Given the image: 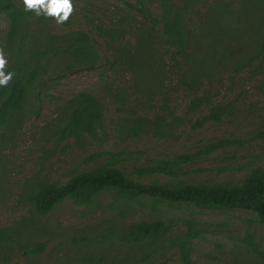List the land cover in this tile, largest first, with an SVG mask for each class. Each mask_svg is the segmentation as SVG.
<instances>
[{
    "label": "trees",
    "instance_id": "1",
    "mask_svg": "<svg viewBox=\"0 0 264 264\" xmlns=\"http://www.w3.org/2000/svg\"><path fill=\"white\" fill-rule=\"evenodd\" d=\"M18 1L0 0V12L8 21L1 48L8 60L6 69L14 73L0 88V192L8 185L12 164L8 152L23 124L39 116L42 98L51 103L61 100L47 91L50 80L97 67L104 58L122 68L130 82L115 86L104 80L106 95L120 113L109 120L115 144L87 153L84 164L69 168L64 181L47 178L42 173L47 160L42 159L60 143L72 140L82 146L86 137L106 136L103 103L85 89L76 91L41 126L39 166L33 177L23 180L18 193L24 213L0 226V264L15 258L37 264L49 243L66 249L54 264H195L193 242L204 238L196 213L240 209L264 224L263 165L253 162L235 178L196 176L202 171L194 167L198 163L246 143L232 132L160 157L126 146L142 136L179 135L184 119L169 105L170 93H184V114L200 116L188 121L195 129L233 115L234 104L219 99L224 77L232 86L243 73L264 88V0H254V24L233 7L239 0H157L156 14L148 7L153 0H121L125 4L121 19L106 29L97 27V36L112 48L110 57L99 53L96 39L85 30L50 34L45 16L25 12ZM127 35L134 38L131 46L126 44ZM149 78L153 84L145 82ZM250 141L264 143V127ZM64 202L106 217L83 228L57 229L48 217ZM245 242L264 260V249L258 250L250 239ZM247 251L244 248L243 253Z\"/></svg>",
    "mask_w": 264,
    "mask_h": 264
},
{
    "label": "rangeland",
    "instance_id": "2",
    "mask_svg": "<svg viewBox=\"0 0 264 264\" xmlns=\"http://www.w3.org/2000/svg\"><path fill=\"white\" fill-rule=\"evenodd\" d=\"M125 1L130 2L131 0ZM17 4H22V0H19ZM72 5L73 12L63 23L57 24L52 17H45L48 32L58 35L69 29L85 30L96 39L99 53L104 57H110L112 48L105 45L103 36H97V27L106 29L107 26L120 20L125 4L121 0H72ZM253 5L254 0H239V2L233 3V7L240 8L248 16L250 24H254L257 20ZM148 7L154 14L159 11L157 0H153ZM34 26L33 23H30V27ZM7 30L8 21L5 15L0 12V50H2L1 46L4 44ZM158 30L160 31L159 27ZM133 39L132 35H127L126 44L133 45ZM120 69L122 68L119 66H111V63L105 62L103 58L97 67L79 68L66 74L65 78L48 82L47 91L61 100L51 103L42 98L39 116L26 120L19 132L16 145L8 152L12 164L8 176L9 186L5 185L0 192V226L10 224L24 213L18 193L23 180L33 177L39 166L38 156L41 153L40 146L42 144V141L39 143V131L45 121L55 117V109L64 99L82 89L98 97L103 103L105 119L108 121L107 135L98 134L93 139L86 137L82 146L73 144L72 140L66 145L65 143L58 144L53 154L42 159L47 160L45 163L47 169L42 171V173H46L47 178L64 181L69 168L79 163L84 164L87 153L114 146L110 121L115 120L120 113L113 99L106 95L103 84L104 80H112L115 86L127 85L130 82L129 76L123 75ZM139 71L140 77H143L145 72L142 69ZM227 81L228 79L224 77L225 83L219 99L221 101L229 100L234 104L231 117L223 118L216 123L205 122L201 127L194 129L188 124V121L199 119L200 116L198 114L185 115L186 98L184 93L173 92L169 94V105L177 116L184 119L178 130H181L179 135L172 139L142 136L129 142L126 146L132 150H140L146 156L160 157L191 150L197 141H206L232 132L244 139L246 143L242 147L228 148L223 152L214 153L198 163L194 167L200 168L202 171L198 172L196 176L198 178H235L240 176L243 169L253 162L264 166V156H261L264 143L250 141V137L264 127V88H258L255 79H248L247 75L243 73L233 80L232 86ZM145 82L153 84L152 78ZM204 112L205 110L202 111V113ZM195 215L201 223L200 228L203 229L204 235L203 239H196L193 242L192 259L195 264H264V260L254 253L245 242L250 239L258 244V250L264 249V224L255 223L251 213L243 212L240 209L230 212L203 210ZM105 217L106 215L91 214L83 207H76L69 202H64L52 211L48 220L57 229H65L67 227L90 226ZM107 217L109 218V216ZM52 247L54 250L51 252ZM244 248H248L250 251L243 253ZM239 251L242 252L240 255ZM65 252L66 249L58 248L56 243H49L46 252L38 258L36 263L54 264ZM9 264H23V262L15 258ZM166 264L177 263L170 261Z\"/></svg>",
    "mask_w": 264,
    "mask_h": 264
},
{
    "label": "clouds",
    "instance_id": "3",
    "mask_svg": "<svg viewBox=\"0 0 264 264\" xmlns=\"http://www.w3.org/2000/svg\"><path fill=\"white\" fill-rule=\"evenodd\" d=\"M23 10L35 16L52 17L57 24L65 22L73 12L72 0H22ZM6 53L0 50V88L6 87L14 73L6 69Z\"/></svg>",
    "mask_w": 264,
    "mask_h": 264
}]
</instances>
